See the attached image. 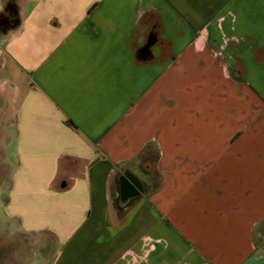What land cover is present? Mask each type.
<instances>
[{"label":"crops","instance_id":"1","mask_svg":"<svg viewBox=\"0 0 264 264\" xmlns=\"http://www.w3.org/2000/svg\"><path fill=\"white\" fill-rule=\"evenodd\" d=\"M0 27L7 209L41 260L258 262L264 0H0Z\"/></svg>","mask_w":264,"mask_h":264},{"label":"rangeland","instance_id":"2","mask_svg":"<svg viewBox=\"0 0 264 264\" xmlns=\"http://www.w3.org/2000/svg\"><path fill=\"white\" fill-rule=\"evenodd\" d=\"M201 18H198L199 21ZM209 19V18H208ZM211 20H214L210 17ZM209 19V20H210ZM214 21L210 25V29L212 31L210 35V40L212 42H218V35L213 30L214 29ZM0 27V31H1ZM1 37V34H0ZM190 35H187V38ZM159 68L157 67V71ZM1 79V78H0ZM2 89V88H1ZM4 104L0 101V110L3 111ZM2 118V113L1 116ZM2 120V119H1ZM2 126L0 128V140L3 136ZM14 140V138H13ZM2 149L4 150L2 157ZM0 264H48L51 260V254L53 250L47 251V260H41V255L44 247L49 245V249H53V243L48 241V239L42 240V243L37 241L34 235L32 236H22L17 233V218L9 219L11 216L15 215L14 209H7V199L9 195V187H10V174L9 169H14L17 157L15 153V145L14 141L7 143V138L2 141L0 144ZM151 160V159H150ZM149 157L147 155L141 157L139 161L133 165L132 173L138 176L142 180H146L147 169H149ZM9 177V179H8ZM8 230V231H7ZM9 231H13L14 234ZM263 232L257 235L256 246L260 247V256H258V262L256 264H264V244L261 240ZM56 245V244H55ZM52 247V248H51ZM41 254V255H40Z\"/></svg>","mask_w":264,"mask_h":264},{"label":"flooded vegetation","instance_id":"3","mask_svg":"<svg viewBox=\"0 0 264 264\" xmlns=\"http://www.w3.org/2000/svg\"><path fill=\"white\" fill-rule=\"evenodd\" d=\"M129 184H122L121 186V189H122V192L123 194H128L130 192H133L135 189H134V186L135 187H138V180L133 177V176H129Z\"/></svg>","mask_w":264,"mask_h":264},{"label":"trees","instance_id":"4","mask_svg":"<svg viewBox=\"0 0 264 264\" xmlns=\"http://www.w3.org/2000/svg\"><path fill=\"white\" fill-rule=\"evenodd\" d=\"M144 156V155H143Z\"/></svg>","mask_w":264,"mask_h":264}]
</instances>
